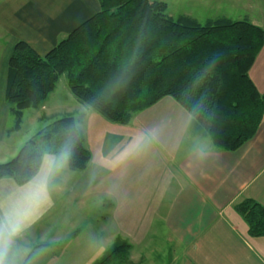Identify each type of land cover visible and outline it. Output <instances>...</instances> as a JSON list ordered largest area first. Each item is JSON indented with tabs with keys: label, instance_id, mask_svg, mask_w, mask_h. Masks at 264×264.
Instances as JSON below:
<instances>
[{
	"label": "trees",
	"instance_id": "16d2710c",
	"mask_svg": "<svg viewBox=\"0 0 264 264\" xmlns=\"http://www.w3.org/2000/svg\"><path fill=\"white\" fill-rule=\"evenodd\" d=\"M98 3L97 13L44 55L25 41L15 43L3 95L14 129L23 110L45 102L64 75L78 103L113 123L127 124L133 113L170 97L189 113L191 133L219 150H237L254 136L264 119V93L249 71L264 46V29L227 17L203 24L188 15L173 19L160 0ZM216 54L223 58L213 64ZM79 122L67 114L36 133L0 163V180L28 183L45 153L65 154L69 170H84L91 155ZM234 208L249 236L264 237V206L244 198ZM129 247L114 244L98 264H121Z\"/></svg>",
	"mask_w": 264,
	"mask_h": 264
},
{
	"label": "crops",
	"instance_id": "0c3cea01",
	"mask_svg": "<svg viewBox=\"0 0 264 264\" xmlns=\"http://www.w3.org/2000/svg\"><path fill=\"white\" fill-rule=\"evenodd\" d=\"M98 10V0H0L5 81L7 61L18 40L45 54ZM244 20L264 29V12ZM249 77L264 93V46ZM4 89L5 83L2 97ZM164 98L137 112L147 115L134 122L127 136L119 134V128L131 124L133 115L127 124H117L79 107L86 127L92 129L91 141L101 136L94 122L111 127L109 147H94L92 153V145L85 144L91 157L84 169L91 165L89 180L102 182L104 197L115 200L109 204L111 219L133 233L137 227L131 229L127 223H139L142 233L137 238L145 237L150 223L159 221L180 248L176 264H264V237L249 236L234 208L244 198L264 206V119L237 150H219L209 138L201 145L203 137L191 133L189 113ZM158 119L161 132L156 134L150 124L160 123ZM143 174L145 184L140 181Z\"/></svg>",
	"mask_w": 264,
	"mask_h": 264
},
{
	"label": "rangeland",
	"instance_id": "374dc122",
	"mask_svg": "<svg viewBox=\"0 0 264 264\" xmlns=\"http://www.w3.org/2000/svg\"><path fill=\"white\" fill-rule=\"evenodd\" d=\"M160 1L166 3L167 14L173 19L188 15L202 24L219 17L243 20L253 13L264 12V0ZM3 68L0 62V163L10 161L26 141L67 114L80 120L85 144L88 147L92 145V153L94 147L102 150L111 145L113 138L110 141L107 137L111 131L107 123L94 122L95 130L101 136L97 135V142L91 141L89 130L92 129L86 127V119H83L79 108L83 105L70 93L64 75L60 76L55 90L49 94L48 102L23 110L20 126L14 129L15 117L8 112L2 97L5 83ZM164 99L174 101L170 97ZM144 115L147 112L133 113L131 124L119 128V134L127 136L132 133L134 122ZM161 120L150 124L156 134L161 132ZM207 143L208 138L200 141L201 145ZM90 172L91 165L88 170H69L65 154L45 153L40 169L28 183L17 185L11 178L0 180V256L5 264H98L109 249L120 242L130 246L121 264H176L175 256L180 248L169 238L161 223L151 222L143 238H137L142 233L139 223H127L131 229L133 225L137 227L134 233L120 228L110 217L109 204L115 200L104 197L102 182L89 180ZM45 177L47 185L43 195L29 204L26 197ZM140 181L145 184L144 174ZM22 210H26V214L18 216ZM17 219L20 221L19 230L12 234L4 226Z\"/></svg>",
	"mask_w": 264,
	"mask_h": 264
},
{
	"label": "clouds",
	"instance_id": "9594fccd",
	"mask_svg": "<svg viewBox=\"0 0 264 264\" xmlns=\"http://www.w3.org/2000/svg\"><path fill=\"white\" fill-rule=\"evenodd\" d=\"M222 58H223V54H216L212 60V63L216 64ZM193 83L195 84V81ZM46 185H47V177L42 179V181L40 182V184L38 185L35 191L30 192L28 194V196L26 197L27 202L31 204L32 202L36 201L40 196H42L46 189ZM25 214H26V210H22L21 212L17 213L18 216L25 215ZM19 226H20V221L19 219H17L14 221H9L8 224L5 225L4 227H6L10 233L14 234L15 232L19 230ZM0 264H5L2 256H0Z\"/></svg>",
	"mask_w": 264,
	"mask_h": 264
}]
</instances>
